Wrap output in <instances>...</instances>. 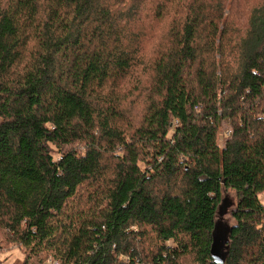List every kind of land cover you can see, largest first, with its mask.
Instances as JSON below:
<instances>
[{
    "label": "trees",
    "instance_id": "trees-1",
    "mask_svg": "<svg viewBox=\"0 0 264 264\" xmlns=\"http://www.w3.org/2000/svg\"><path fill=\"white\" fill-rule=\"evenodd\" d=\"M3 243L264 264V0H0Z\"/></svg>",
    "mask_w": 264,
    "mask_h": 264
},
{
    "label": "rangeland",
    "instance_id": "rangeland-1",
    "mask_svg": "<svg viewBox=\"0 0 264 264\" xmlns=\"http://www.w3.org/2000/svg\"><path fill=\"white\" fill-rule=\"evenodd\" d=\"M225 123L222 124V130H225ZM223 140H219V143L223 144ZM223 197H225V205L224 208L220 211L218 216V221L220 225L230 226L233 224L230 218V210L233 207L234 202V194L229 191H223ZM22 256L18 249L13 246H7L4 243L0 244V260L3 261L4 264H16L21 260Z\"/></svg>",
    "mask_w": 264,
    "mask_h": 264
},
{
    "label": "built area",
    "instance_id": "built-area-1",
    "mask_svg": "<svg viewBox=\"0 0 264 264\" xmlns=\"http://www.w3.org/2000/svg\"><path fill=\"white\" fill-rule=\"evenodd\" d=\"M47 264H57L56 262H52L50 260L47 261Z\"/></svg>",
    "mask_w": 264,
    "mask_h": 264
}]
</instances>
